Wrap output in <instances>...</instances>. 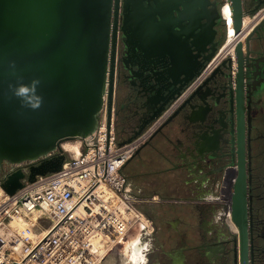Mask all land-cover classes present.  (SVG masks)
<instances>
[{
  "label": "water",
  "instance_id": "95a60500",
  "mask_svg": "<svg viewBox=\"0 0 264 264\" xmlns=\"http://www.w3.org/2000/svg\"><path fill=\"white\" fill-rule=\"evenodd\" d=\"M229 1L238 36L245 30V16L259 9L264 0ZM225 2L219 0L216 17L211 13L215 7L212 0H193L175 6L176 18L182 11H188L184 23L192 26V33L187 41L195 60L201 63L196 70L190 71L196 61L179 62L177 58L164 56L161 59L163 75H152L151 87L142 81L134 90L127 86L120 89L121 97L130 98L129 106L121 116V132L128 134L122 143L139 136L160 118L181 97L184 85L198 76L202 67L213 59L218 45L205 57L206 43L211 45V37L215 39L219 30L226 38L230 33ZM125 3V27L126 33L130 34L129 27L137 24L138 5L147 3L145 0H125ZM119 5V0H0V166L6 162L35 160L59 147L64 140L92 134L100 123L99 114L105 106L106 95L109 114L112 116L114 112L117 123L118 26L113 17ZM196 13L199 16L196 17ZM165 53L166 50L161 49L159 54ZM234 69L237 70L238 85L225 101L231 104L232 120L237 123L246 114L245 107H240L241 102L248 100L251 109L262 113L264 51L252 54L245 41L239 39L235 44V56L228 54L219 61L209 73L207 84L217 83L223 75L233 76ZM34 80H38L39 85L33 92L31 84ZM181 82V87L176 89ZM206 82L189 92L153 136L162 134L171 141L174 135L181 133L182 124L188 123L187 129L182 131L185 139L180 140L198 153L213 150L211 141L218 144L224 140L220 133L223 122L218 107L222 101L215 100L213 95V101L210 99V94L204 91ZM19 85L30 89L23 98L13 95L12 89ZM37 98L40 102L37 109L24 106L36 102ZM209 101L208 118L219 123V129H212L207 137H203L197 131L193 132L190 124L204 119L197 117L196 107ZM65 158L66 154L62 153L35 164L31 173L16 169L2 185L10 193H16L26 178L35 180L39 173L60 169ZM235 204L232 217L239 226L244 244L247 229L242 213L244 207L241 202V209L237 202Z\"/></svg>",
  "mask_w": 264,
  "mask_h": 264
},
{
  "label": "flooded vegetation",
  "instance_id": "af4514ba",
  "mask_svg": "<svg viewBox=\"0 0 264 264\" xmlns=\"http://www.w3.org/2000/svg\"><path fill=\"white\" fill-rule=\"evenodd\" d=\"M192 1L145 0L146 5L137 7L136 27H129L130 34H127V6L125 0H119L123 2L122 15L119 19V7L113 17L117 26L122 27L116 64L119 96L118 133L121 134L122 113L130 103V98L119 95L121 88L127 86L134 90L142 81L151 87L149 80L152 75L163 73L161 59L164 56L177 58L179 62L196 61L187 41L192 33V26L184 23V16L188 11H182L179 18L174 15L175 6ZM212 1L215 2V7L211 13L216 17L219 0ZM211 39V45H205L208 50L205 57H208L217 45L218 51L227 40L220 30L215 39ZM161 49L166 50L164 55L159 54ZM225 51L228 50L223 52ZM210 61L202 67L198 76L186 84L183 81L185 85L182 95L173 102L178 101L176 107L189 92L206 82L216 65L197 81ZM200 63L199 60L196 61L190 71L196 70ZM236 73L237 70L234 69L233 76L223 75L217 83L210 82V86L206 82L204 91L210 94V99L213 95L215 100L222 101L218 107L221 109L223 122L220 133L222 132L224 140L218 144L211 141L213 150L206 149L201 153L188 148L186 144L183 149L178 145L174 146L175 150H179L175 153L176 160L164 169L166 173L172 172L175 175V189L162 194L159 203L151 202L148 205L153 208L154 205L169 201L177 206L181 211L178 214L179 227L177 222L170 225L165 223L167 231L160 236L161 218L149 211L155 218L156 229L140 239L139 243L143 247L140 264H264V102L262 113L251 109L248 100L241 102L240 107H245L246 114L239 122L234 123L230 111L231 104L225 100L238 85ZM183 82L176 89H179ZM209 103L211 102H202L196 107L197 117L204 119L197 124H190V129L203 137H207L212 129H219V123L215 124L208 118ZM187 127L188 123L182 124L179 128L181 134ZM9 167V162L0 166V174ZM142 193L146 195L153 192ZM155 194L156 198H159V193ZM236 202L240 209L241 204L244 207L242 213L247 228L244 244L240 239L239 226L232 217Z\"/></svg>",
  "mask_w": 264,
  "mask_h": 264
},
{
  "label": "built area",
  "instance_id": "2783aa9c",
  "mask_svg": "<svg viewBox=\"0 0 264 264\" xmlns=\"http://www.w3.org/2000/svg\"><path fill=\"white\" fill-rule=\"evenodd\" d=\"M225 1L224 8L230 4L232 10L231 1ZM122 11L123 2H120L119 19ZM247 16L251 23L245 34L246 45L249 33L264 21V4ZM121 33L122 27L118 26L117 60ZM228 40L197 82L230 54L223 52ZM177 104L178 101L173 103L142 134L122 143L115 114H109L106 95L97 129L89 136L78 138L81 153L66 147L64 140L59 147L35 160L9 162L10 167L0 174V264H105L111 252L124 251L125 242L131 237L142 238L153 233L155 218L144 205L159 203L162 194L156 198V192L145 195L134 188L124 167ZM62 153L66 158L60 169L39 173L35 180L26 178L13 194L3 187L2 181L16 169L31 173L35 164ZM17 218L25 220L27 228L15 225ZM46 227L50 231L44 234ZM34 230L38 233L31 237L28 231Z\"/></svg>",
  "mask_w": 264,
  "mask_h": 264
},
{
  "label": "crops",
  "instance_id": "0c3cea01",
  "mask_svg": "<svg viewBox=\"0 0 264 264\" xmlns=\"http://www.w3.org/2000/svg\"><path fill=\"white\" fill-rule=\"evenodd\" d=\"M247 47L254 53L264 51V22L259 24L249 33ZM128 134L121 132L120 136L124 140ZM184 137L179 133L173 136L171 141L166 140L162 134L152 136L149 142L145 143L138 152L127 162L124 167L126 173L132 182L134 188L142 191L156 192L164 194L175 187V175L172 172H165L164 167L170 165L176 160L175 153L178 152L174 146L178 145L182 149L185 147ZM183 144V145H182ZM169 155V156H168ZM175 189V188H173ZM148 210L153 215L159 216L160 220V236L167 231L165 223L178 224V214L181 212L177 206L169 201L164 204L154 205L152 208L147 204ZM179 227V224H178Z\"/></svg>",
  "mask_w": 264,
  "mask_h": 264
},
{
  "label": "bare ground",
  "instance_id": "6f19581e",
  "mask_svg": "<svg viewBox=\"0 0 264 264\" xmlns=\"http://www.w3.org/2000/svg\"><path fill=\"white\" fill-rule=\"evenodd\" d=\"M225 9H226L227 17L230 22V35H229L228 43L226 45L227 47H225L224 50L227 49L230 52V54H233L235 56V44L239 39H242V40L246 39L245 34L250 28L251 19L249 18V16L245 17L246 19L245 20V30L243 33L236 36L234 19L232 18V10L230 8V4H227ZM66 147H68L70 150L74 151L75 153H81V144H80L79 139L78 141H72L71 143H66ZM14 224L17 226L18 225L21 226L23 229L27 228V222L20 218H17L16 220H14ZM44 230H45L44 234H46L50 231V227H46ZM37 233H38L37 230L28 231V234L31 237H36ZM140 239H141L140 237H131L128 241L125 242L126 245L123 248L124 250L123 251V261L125 263H129V262H134L135 264L141 263L140 259L143 258V247L139 243ZM111 254L112 252L107 256V259L105 261H107L111 257Z\"/></svg>",
  "mask_w": 264,
  "mask_h": 264
},
{
  "label": "clouds",
  "instance_id": "9594fccd",
  "mask_svg": "<svg viewBox=\"0 0 264 264\" xmlns=\"http://www.w3.org/2000/svg\"><path fill=\"white\" fill-rule=\"evenodd\" d=\"M38 85H39L38 80L32 81L31 90L34 92ZM29 90H30L29 86H25V85H19L12 89L13 95L18 98L25 97V95L29 92ZM24 106L31 107L33 110L37 109L40 106L39 98H37L36 102L28 103V104H25Z\"/></svg>",
  "mask_w": 264,
  "mask_h": 264
},
{
  "label": "rangeland",
  "instance_id": "374dc122",
  "mask_svg": "<svg viewBox=\"0 0 264 264\" xmlns=\"http://www.w3.org/2000/svg\"><path fill=\"white\" fill-rule=\"evenodd\" d=\"M223 37H224V35H223ZM78 138L79 137H74V138H71V139H67L65 141V144L66 143H71L72 141H78ZM105 262H106L105 264H132L130 262L129 263H125L123 261V252H117V251L112 252L111 257Z\"/></svg>",
  "mask_w": 264,
  "mask_h": 264
},
{
  "label": "trees",
  "instance_id": "16d2710c",
  "mask_svg": "<svg viewBox=\"0 0 264 264\" xmlns=\"http://www.w3.org/2000/svg\"><path fill=\"white\" fill-rule=\"evenodd\" d=\"M144 208L147 210L148 209V207H147V204L146 205H144ZM149 211V210H148Z\"/></svg>",
  "mask_w": 264,
  "mask_h": 264
}]
</instances>
